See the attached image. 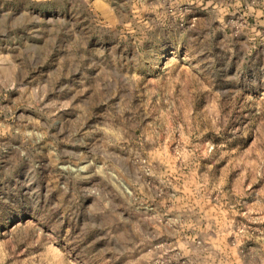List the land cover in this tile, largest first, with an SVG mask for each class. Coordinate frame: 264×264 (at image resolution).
Instances as JSON below:
<instances>
[{
  "label": "rangeland",
  "instance_id": "1",
  "mask_svg": "<svg viewBox=\"0 0 264 264\" xmlns=\"http://www.w3.org/2000/svg\"><path fill=\"white\" fill-rule=\"evenodd\" d=\"M0 264H264V0H0Z\"/></svg>",
  "mask_w": 264,
  "mask_h": 264
}]
</instances>
